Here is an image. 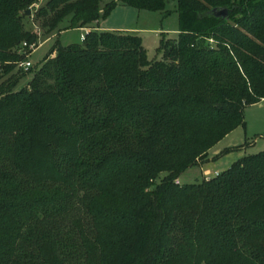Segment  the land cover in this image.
I'll return each instance as SVG.
<instances>
[{
	"label": "trees",
	"instance_id": "trees-1",
	"mask_svg": "<svg viewBox=\"0 0 264 264\" xmlns=\"http://www.w3.org/2000/svg\"><path fill=\"white\" fill-rule=\"evenodd\" d=\"M38 1L0 0V264H264V151L177 183L264 100V0ZM170 4L161 60L92 27ZM29 9L85 33L23 72Z\"/></svg>",
	"mask_w": 264,
	"mask_h": 264
},
{
	"label": "rangeland",
	"instance_id": "rangeland-1",
	"mask_svg": "<svg viewBox=\"0 0 264 264\" xmlns=\"http://www.w3.org/2000/svg\"><path fill=\"white\" fill-rule=\"evenodd\" d=\"M43 2L39 3L43 4ZM167 10L171 11L170 14L163 15L160 13L137 11L131 7L118 5L106 18L99 20L98 23L101 28H110L112 32L119 31L117 29H122V31L126 32L132 31L126 29H136L134 31L141 38L148 60H161L162 54L158 51V48L162 34L168 38H175L178 29L177 15L172 11L173 5H168ZM65 25L66 22L62 26ZM25 27L38 36L36 50L28 58V61L32 64V68L38 67L45 57L48 56L56 40L63 46L78 44L81 42L80 35L84 33L83 30H68L66 34L59 37L57 35L49 43L39 46L46 36H44L43 30L31 15L25 20ZM31 77V74L25 75L21 80L19 88L27 85ZM243 119L244 127H238L227 138L221 141L219 145L212 148L213 150L211 149L212 151L209 155L215 154L214 158H217L216 160L206 163L202 167V170L199 166L189 168L178 178L177 183L181 185L199 183L206 178V176L202 177V171L220 174L226 171L238 159L263 152L264 100L259 104L247 106L243 112ZM226 150L227 152H225ZM202 162H204V159L200 161V163ZM164 175L165 173L160 174L159 178L156 179V183H159Z\"/></svg>",
	"mask_w": 264,
	"mask_h": 264
},
{
	"label": "crops",
	"instance_id": "crops-1",
	"mask_svg": "<svg viewBox=\"0 0 264 264\" xmlns=\"http://www.w3.org/2000/svg\"><path fill=\"white\" fill-rule=\"evenodd\" d=\"M43 1H45V0H39V2L41 3V2H43ZM38 2V4H36L37 6H39L40 5V3ZM93 29H95V30H97V31H111V29L110 28H101L100 26H99V23L97 22L96 24H94L93 26ZM117 30H119V31H113V32H126V31H122V29H117ZM126 30H132V31H128V32H133V33H135L136 31H134V30H136V29H126ZM81 31V30H80ZM68 32V30H65V31H61L59 34H58V36L57 37H59V36H62L63 34H66ZM55 36H51V37H49V38H46L42 43H40L39 44V46L40 45H43V44H47V43H49L50 41H51V39H53ZM263 101V100H262ZM261 101V102H262ZM230 135V134H229ZM229 135H227L225 138H227ZM224 138V139H225ZM224 139H222L221 141H223ZM220 141V142H221ZM220 142L217 144V145H219L220 144ZM217 145H215V146H217ZM214 146V147H215ZM213 147V148H214ZM213 150V149H212ZM212 150H210L209 152H208V155H207V157H206V159L204 160V162H202V163H200L198 166L200 167V169L202 170V167L206 164V163H208L209 161H213V160H216L217 158H214V155L215 154H211V155H209V153L212 151ZM217 173V172H216ZM215 173H210V172H204V171H202V177L203 176H210V177H212L213 175H214ZM212 175V176H211Z\"/></svg>",
	"mask_w": 264,
	"mask_h": 264
},
{
	"label": "built area",
	"instance_id": "built-area-1",
	"mask_svg": "<svg viewBox=\"0 0 264 264\" xmlns=\"http://www.w3.org/2000/svg\"><path fill=\"white\" fill-rule=\"evenodd\" d=\"M31 8L37 9L38 6L35 4L34 6H32ZM85 33V32H84ZM84 33L80 35V40L83 41L84 40ZM35 45H28L27 43L23 44V48L25 50V52L30 51L31 53H29L27 55V60H25L24 62L20 63L19 68L22 69L24 72H28L30 71L32 64L30 61H28V58L31 56V54L36 50ZM28 49V50H27ZM218 173H215L213 176H217ZM210 178V176H206L205 180H208Z\"/></svg>",
	"mask_w": 264,
	"mask_h": 264
},
{
	"label": "water",
	"instance_id": "water-1",
	"mask_svg": "<svg viewBox=\"0 0 264 264\" xmlns=\"http://www.w3.org/2000/svg\"><path fill=\"white\" fill-rule=\"evenodd\" d=\"M31 15V9H29L26 13L25 16H30ZM217 16H223L225 17L227 15V11L224 10H220L218 13H216Z\"/></svg>",
	"mask_w": 264,
	"mask_h": 264
}]
</instances>
